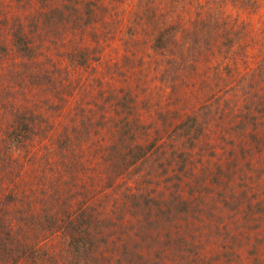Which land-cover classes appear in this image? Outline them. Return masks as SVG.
Here are the masks:
<instances>
[{"label":"rangeland","instance_id":"obj_1","mask_svg":"<svg viewBox=\"0 0 264 264\" xmlns=\"http://www.w3.org/2000/svg\"><path fill=\"white\" fill-rule=\"evenodd\" d=\"M174 1L0 0V115L16 104L34 109V116L44 124L39 125L45 133L39 138L42 152L37 153V158L23 159V178L31 186L29 191L34 182L36 188L41 186L37 183L40 177H35L38 170L37 174L44 171V177L56 176L50 169L55 164L59 171V157L51 154L48 147L62 132L73 131L71 128L77 126L74 124L87 117L99 123L91 136H100L97 129L104 103L107 118L114 116L119 124L125 120L141 122L147 130L145 140H158L157 147L166 154L160 161L150 156L149 163L117 179L107 168H100L94 180L81 186L94 190L95 205L100 210L105 208L114 221L139 217L148 231L144 235L147 242L142 240L143 233H138L139 225L112 234L114 244L108 251L117 250L114 264L130 262L125 259L127 253L131 264H154L157 255L164 257L176 238V255L196 259L195 264H264V152L255 149L261 143L258 138H264V126L263 132L260 128L252 132L251 127L239 136V130L231 126L227 133L223 126L221 131L216 120L221 111L226 112L225 101L236 104L228 80L241 82L238 87L242 88L249 76L264 97V0H257L256 12L239 10L241 19L249 23L257 37L251 42L250 56L232 63L226 42L211 60L212 73L207 60L197 61L210 74L207 82L188 75L191 65L183 60L179 47H153L155 35L150 37L147 28L156 32L165 29L169 13L174 15V23L182 18L185 25L195 17L196 0L183 4L177 0L178 10ZM74 6L80 10L79 20ZM237 7H226V17L233 19ZM170 21L169 18L167 22ZM20 35L34 50L30 59L15 46ZM82 59L85 65L80 64ZM217 73L223 76L213 80L212 75ZM118 97L123 98L119 105ZM218 97H222V107ZM189 115H197L202 127L201 136L193 144L176 130ZM233 125L237 126V122ZM120 133L118 136H123L124 131ZM104 137L98 139L100 146L110 144L111 135L104 131ZM161 140H166L164 147ZM100 149L96 152L86 145L83 157L102 166L118 154L112 150L116 154L110 156ZM45 164L48 165L41 168ZM136 194L140 196L137 201ZM153 198L173 203L177 216L158 210L150 214ZM146 199L150 205L143 213L144 209L138 210L136 205ZM166 207L169 206L163 209ZM159 235L162 240L148 250L152 236ZM179 239H189L190 243H180ZM125 240L134 254L124 247ZM49 243L51 251L62 248L60 239Z\"/></svg>","mask_w":264,"mask_h":264},{"label":"trees","instance_id":"obj_2","mask_svg":"<svg viewBox=\"0 0 264 264\" xmlns=\"http://www.w3.org/2000/svg\"><path fill=\"white\" fill-rule=\"evenodd\" d=\"M180 1L183 4L186 0ZM174 3L178 10V1L175 0ZM230 4L239 6L236 10L237 15H234L233 19L225 15L226 7ZM76 8L77 6H74L76 20H79L80 10ZM250 9L256 12L257 0H196L195 17L188 25H185L181 17L180 21L176 20L177 22L174 23V15L169 13L171 16L166 15L165 23L168 25L165 29H159L156 32L155 29L147 28V32L150 37L155 35L153 39L155 50L179 47L183 60L191 65L188 75L192 74L200 82H207L211 78L210 74L199 63L197 65V61L207 60L212 73L216 50L226 42L228 59L232 63L239 61L241 57L250 56L251 42L257 37L249 27V23L241 19L243 14L239 12V10ZM169 18L172 21L167 22ZM15 46L23 54L22 56L27 59L32 57L34 50L22 35L16 37ZM0 50L3 51L2 48ZM211 60H213L212 63ZM85 61L82 59L80 64L85 65ZM212 76L213 80H217L223 76V73ZM247 79L250 80L249 76ZM246 80L242 88L238 87L241 83L239 81L228 80L227 82V86L234 90L233 98L236 104L230 105L229 100L227 103L225 101L226 112L221 111L216 118L221 131L223 126L225 133L230 126L236 131L239 130V136L245 134L251 127L254 128L251 129L252 132L257 128L263 132L264 97L261 92H257L258 86H255L254 82L246 83ZM231 83H234L233 87ZM122 100L123 98L118 97L116 103L119 105ZM221 100L222 97H218L219 107H222ZM100 110L103 112L100 115V128L97 129L100 136L97 135V139L91 136V131L95 130L99 123L87 117H82L83 121L74 124L77 126L71 128L73 131L62 132V135L50 146L51 148L48 147L51 154L59 157L57 163L59 171L55 169V164L50 169L55 171L56 176L44 177V171L37 174L40 171L38 170L35 177H40L37 183L41 186L36 188V183H32V191H29L31 186L27 185V181L25 182L23 178V159L37 158V153L42 152L39 138L45 136V133L39 125L44 124L38 121L39 117L34 116V109L20 108L16 104L13 107H7L5 114L0 115V264H61L60 261L62 264H114L113 259L117 256V250L114 253L108 251L114 244L112 234L120 229L130 228L132 225H139L138 233H143L142 240L147 242L148 238L144 235L148 231L143 227L142 219L138 217L123 219L121 222L114 221L105 213V208L100 210L101 207L95 205L94 190L89 186L87 188L81 186L94 180L100 168H107L112 178L117 179L125 176V173L132 168L149 163L150 156H155L157 161H160L166 155L165 151L159 150L157 139L152 142L145 140L147 130L141 122L125 120L119 124L114 116L107 118L108 109L105 103ZM235 122L237 126L233 125ZM176 130L181 133L184 140L188 139L193 144L201 136L202 127L197 115H189ZM104 131L111 135L110 144L100 146L101 142L98 139H105ZM122 131L129 136V139L124 133L123 136H118ZM84 139L88 142L85 143ZM258 139L261 143L257 144L255 149L263 153L264 138ZM162 141L160 144L164 147L166 140ZM86 145L97 149L96 152L104 148V152L110 156L116 154L112 150L117 151L118 154L100 166V162L83 157V153H86L84 151ZM34 149H37L36 153H33ZM46 152L47 150L44 153ZM46 165L48 164L41 165V168ZM103 169L102 171H105ZM142 195L145 194L142 192ZM137 198H135L136 201L140 199V196ZM179 200H181L180 197ZM143 201L144 203H137L136 207L138 210L144 209L142 211L144 213L150 203L147 199ZM183 204L186 206V202L183 201ZM152 205L149 207L150 214L158 210V213L176 215L173 203L169 205L166 201L160 202L153 198ZM163 206H169L166 207L168 211L164 210ZM259 209H261L260 206ZM155 220L157 221L156 218ZM131 235L132 233L129 239L132 241L134 237ZM127 236L128 234L124 235V237ZM54 238L62 242V248L59 251L50 250L49 241ZM161 240L160 235L152 236L150 239L153 242L152 247L148 250ZM179 240L183 244L190 243L189 239ZM178 245L177 238L172 240L165 256L160 258L157 255L154 264H195L196 259L191 261L188 256L176 255ZM124 247L134 254L129 241H124ZM54 252H58V255ZM126 255L125 259H129L130 262L125 264H131L130 254ZM148 262L151 261L148 259Z\"/></svg>","mask_w":264,"mask_h":264}]
</instances>
